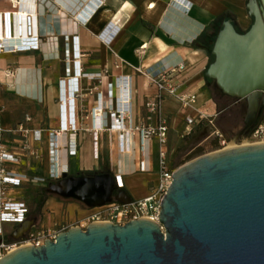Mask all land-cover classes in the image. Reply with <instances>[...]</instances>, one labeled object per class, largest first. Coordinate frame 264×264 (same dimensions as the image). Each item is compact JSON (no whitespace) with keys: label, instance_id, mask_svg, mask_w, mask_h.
<instances>
[{"label":"crops","instance_id":"crops-1","mask_svg":"<svg viewBox=\"0 0 264 264\" xmlns=\"http://www.w3.org/2000/svg\"><path fill=\"white\" fill-rule=\"evenodd\" d=\"M245 4V0H0V12H16L10 19L11 33L32 36L30 40L38 44L37 48L0 53V141L11 147L19 136L14 130L22 124L40 131L41 140L34 145L46 149L48 132L61 123L65 91L77 85L78 129L59 137L60 159L68 166L67 174L109 171L131 200L146 196L159 177L157 141L153 138L148 152L142 154L137 133L111 126L107 98L115 104L125 78L130 96L126 128L155 125V116L147 119L145 102L156 88L146 74L185 64L176 79L182 90L196 95L193 107L182 108L171 97L161 102L168 127L166 167L176 169L178 165L170 158L172 142L193 137L204 126L211 130L205 137L219 131L214 120L220 110L204 72L213 60L214 28L226 18L234 19L242 31L249 27ZM205 28L200 40L194 41ZM69 77L72 82L62 86L60 81ZM222 97L229 96L222 93ZM96 108L101 109L100 116L94 114ZM199 113L213 123L200 119ZM186 116L194 120L189 133L184 132ZM69 138L76 141V154L71 156L65 147ZM31 158L22 159L18 171L33 175ZM53 205L64 209L70 220L80 208L71 199Z\"/></svg>","mask_w":264,"mask_h":264},{"label":"water","instance_id":"water-1","mask_svg":"<svg viewBox=\"0 0 264 264\" xmlns=\"http://www.w3.org/2000/svg\"><path fill=\"white\" fill-rule=\"evenodd\" d=\"M249 27L221 23L205 77L225 95L246 102L248 132L264 96V0H247ZM245 132V133H246ZM47 191L92 208L130 202L109 172L62 174ZM160 225L137 218L124 224L72 226L39 246H22L0 264H264V143L197 156L180 166L161 198ZM28 218L13 239L34 225Z\"/></svg>","mask_w":264,"mask_h":264},{"label":"built area","instance_id":"built-area-1","mask_svg":"<svg viewBox=\"0 0 264 264\" xmlns=\"http://www.w3.org/2000/svg\"><path fill=\"white\" fill-rule=\"evenodd\" d=\"M15 14L16 12H0V53L37 48L36 40H30V38H33L32 36H19L11 33L10 19L11 15L14 16ZM78 53V49H75L74 55L78 56ZM184 66L185 64L180 62L157 73L146 74L150 83L156 88L153 97L145 102V108L148 112L147 119L155 116L157 118L155 125L141 123L135 125L132 129L126 128V121L130 119V96L125 78H122L120 82L119 89L121 93L115 104H112L111 99L107 98L110 102L108 109L111 126H115L125 133H128L129 130L137 133L139 149L142 154L148 152L149 143L153 138L156 139L159 177L158 181L150 188L149 193L142 198L130 200L128 203L113 200L101 206L87 208V213L75 224L77 227L85 229L88 224L97 222L124 224L137 218L148 219L160 225L161 198L165 194L175 170L166 167L168 127L165 118L161 114V102L164 98L171 97L177 100L182 108L193 107L196 102V95L182 90L176 79L177 73L183 70ZM77 74H80L79 68ZM72 79V77L64 78L60 81V84L68 86ZM65 92L60 103L62 109L60 126L58 129L48 132L46 148L48 165L45 175H29L18 171L22 159L38 158L41 155L42 149L34 145V142H40L41 140L40 131H31L20 124L14 130L19 136L13 140L11 147L0 141V258L19 247L39 246L44 243V240H54L59 232L68 229L65 227L58 230L50 228L32 229L31 227L24 236L17 239L5 238L3 231L6 224H11L12 229L15 231L17 226L28 219L27 205L25 201L17 197V190L24 182L30 181L31 183L47 186L49 182L61 178L62 174L68 171L67 164L62 163L60 159L59 152L62 145L59 143V137L63 132L75 133L78 129L75 110V98L78 93L77 85H69V90ZM94 114L100 116L101 109L96 108ZM198 115L200 119H209V122L213 123L205 114L199 113ZM185 120L184 132L189 133L194 120L188 116ZM213 134L217 136L222 149L229 143L234 146L264 143V120L255 123L248 132L232 140L225 139L217 130ZM65 147L68 155L76 154V141L74 138H69ZM141 170H146L143 162ZM160 229L163 230L161 225Z\"/></svg>","mask_w":264,"mask_h":264},{"label":"rangeland","instance_id":"rangeland-1","mask_svg":"<svg viewBox=\"0 0 264 264\" xmlns=\"http://www.w3.org/2000/svg\"><path fill=\"white\" fill-rule=\"evenodd\" d=\"M245 1L247 2V0ZM247 18L249 26L252 22V18L249 16ZM212 59L213 57L211 56V60ZM206 80L211 86L212 95L217 101L220 110L215 116L214 124L217 126L219 131L223 133L224 138L232 140L233 137L237 135V132L243 123V118L247 108L246 102L242 99L240 103L236 104L233 102L235 99L234 97L223 98L222 92L215 86L214 81L209 78ZM183 121L186 122L185 119H183ZM210 131L211 130L208 126H204L199 129L193 137L185 138L184 136L172 142L169 148L172 162L180 166L197 156L222 149L216 135L213 134L209 137L208 134V136L205 137L207 133H210ZM167 163L169 164V162ZM47 165V154L44 147L42 148L41 155L38 158H31V167L33 170L32 174L45 175ZM42 187L44 188L43 192L46 193V197L41 208L37 210L36 202L43 196L40 190ZM47 188L48 187L42 184L31 183L29 181L27 185H23L17 190V196H20L27 205L29 213L28 218L36 219L32 229L50 228L58 230L62 227L67 229L69 227L76 226L75 224L78 223V220L87 213V207L78 202L80 204V208L76 211L77 216H75L74 220H70L68 217L69 214H67L64 209H56L53 205L54 201H65L70 199L62 198L53 194L47 191ZM142 189H144V187ZM48 198H52V200L47 202ZM3 231L5 238L13 239V237L10 236V233L14 231L11 224H6Z\"/></svg>","mask_w":264,"mask_h":264},{"label":"flooded vegetation","instance_id":"flooded-vegetation-1","mask_svg":"<svg viewBox=\"0 0 264 264\" xmlns=\"http://www.w3.org/2000/svg\"><path fill=\"white\" fill-rule=\"evenodd\" d=\"M236 29H237V31H242L237 26H236ZM241 101L242 100L236 101V104L240 103ZM245 114H246V112H245ZM244 118H245V115H244ZM244 118H243V123H242L240 129L237 132V135H239V136L243 135L246 132V129H245V126H244ZM263 118H264V96H262V98L260 100V113H259L258 117L256 118V123L261 121V120H263ZM100 172H106V171L93 172L91 174L83 173V174H68V175H76V176H78V175H92L94 173H100ZM61 180H63L62 177L57 179V180H55V181H51V182H49V184L46 187H49L50 185H58ZM13 233H14V231L10 233L11 237H12Z\"/></svg>","mask_w":264,"mask_h":264},{"label":"trees","instance_id":"trees-1","mask_svg":"<svg viewBox=\"0 0 264 264\" xmlns=\"http://www.w3.org/2000/svg\"><path fill=\"white\" fill-rule=\"evenodd\" d=\"M223 17H224V15H221V16L218 18V21L221 22ZM226 19H227V18H226ZM219 22H218V23H219ZM220 28H221V25H220V26H217L216 28H214L215 31H214V34H213V39L215 38V36H216V34H217V32H218V30H219ZM206 30H207V28H205V29L202 31L201 35L198 36L194 41H198V40H200V38L203 36V34L206 32ZM236 30H237V29H236ZM238 32H242V31H238ZM194 41H193V42H194ZM203 42H204V41H203ZM204 44L209 48V51H210L211 46H208L207 42H205ZM91 173H93V172H92V171H88V172H86V174H91ZM40 190H41L43 196H42V197L36 202V209H37V210H39V209L41 208V206L43 205V203H44V201H45V197H46V193L43 192V191H44V188L42 187V188H40ZM28 214H29V213H28Z\"/></svg>","mask_w":264,"mask_h":264},{"label":"bare ground","instance_id":"bare-ground-1","mask_svg":"<svg viewBox=\"0 0 264 264\" xmlns=\"http://www.w3.org/2000/svg\"><path fill=\"white\" fill-rule=\"evenodd\" d=\"M232 147H235V146L232 143H229L225 148H232Z\"/></svg>","mask_w":264,"mask_h":264}]
</instances>
